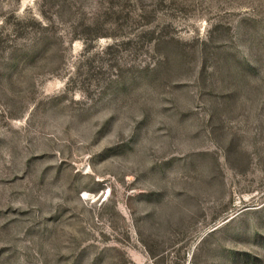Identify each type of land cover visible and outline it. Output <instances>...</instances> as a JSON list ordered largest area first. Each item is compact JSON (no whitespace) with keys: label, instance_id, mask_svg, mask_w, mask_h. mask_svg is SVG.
<instances>
[{"label":"rangeland","instance_id":"obj_1","mask_svg":"<svg viewBox=\"0 0 264 264\" xmlns=\"http://www.w3.org/2000/svg\"><path fill=\"white\" fill-rule=\"evenodd\" d=\"M0 264H264V0H0Z\"/></svg>","mask_w":264,"mask_h":264}]
</instances>
